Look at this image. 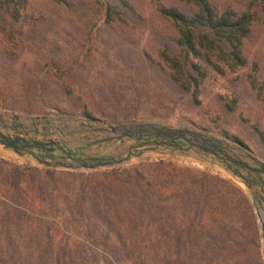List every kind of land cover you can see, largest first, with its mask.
Returning a JSON list of instances; mask_svg holds the SVG:
<instances>
[{
  "label": "rangeland",
  "instance_id": "1",
  "mask_svg": "<svg viewBox=\"0 0 264 264\" xmlns=\"http://www.w3.org/2000/svg\"><path fill=\"white\" fill-rule=\"evenodd\" d=\"M1 1L0 130L106 163L74 167L60 149L41 163L39 147L17 153L0 143V258H121L125 251L106 246L133 238L107 228L119 216V230L147 228L138 238L168 264H264V173L253 160L264 163V0H211L255 18L242 45L247 65L209 69L197 100L161 56L178 51V31L159 8L190 14L188 0H125L108 21L106 0H15V20ZM121 124L198 137L140 146L134 135L98 130ZM181 143L187 149L173 146ZM136 179L147 182L150 211L132 222L124 208L133 206ZM77 196L89 208L97 200L94 223L80 216Z\"/></svg>",
  "mask_w": 264,
  "mask_h": 264
},
{
  "label": "trees",
  "instance_id": "2",
  "mask_svg": "<svg viewBox=\"0 0 264 264\" xmlns=\"http://www.w3.org/2000/svg\"><path fill=\"white\" fill-rule=\"evenodd\" d=\"M24 2V0H22ZM63 2V0H57ZM192 3L194 10L188 14L173 6H161L159 12L166 18H169L178 31V37L176 38V44L178 51L175 53H168L166 50L161 51V56L167 62L171 72L169 77L174 81L180 89L184 92L191 94V96L197 100L199 94V84L201 80L206 76L209 69L215 72H222L223 67L234 69L237 67H243L247 65L246 58L243 54L242 45L243 40L249 34L251 30V24L255 18L253 12L249 10L237 11L229 7L219 9L211 0H188ZM5 8L4 10L10 13L13 20L19 16L20 1L15 0H2ZM105 7V21L110 20L111 14L117 12V6L126 5L125 0H106ZM138 145L144 146L148 143V138L152 139L153 144L157 142L159 138L163 136H154L150 134H144L143 136L136 135L133 137ZM150 141V140H149ZM164 142V141H162ZM177 149H187L188 144H173ZM86 147V146H85ZM43 153L38 156V161L44 163L45 157H54L52 151L48 147H39ZM84 148V147H82ZM78 155V151L63 152L61 156H73L76 163L85 162V159ZM94 160L100 162V164L106 163L104 159L96 157ZM59 165L60 163H53ZM49 166L50 164H46ZM137 176L142 177L141 172H137ZM141 180V179H140ZM138 179H136L132 187L136 190L131 193L134 197V201L127 200L130 206L124 208L125 214L128 215V219L134 221L135 217H140L144 213L150 211V194L149 191L143 188L147 186V182L138 185ZM244 182L251 186L250 179L245 178ZM128 189H123L121 195H126ZM82 195V194H81ZM133 200V199H132ZM76 207L81 209L80 216L87 218L89 221L95 222L94 215L99 214L97 200L91 202V207L84 206V201L77 199L73 202ZM134 203L136 207L134 206ZM78 205V206H77ZM77 208V209H79ZM118 210V209H117ZM135 216V217H134ZM101 220L106 223V217L100 216ZM118 222L106 225L108 229L116 230L118 234L131 235V239H118L109 244L107 248L110 250L125 251L126 256L122 255L121 258H113L111 256L103 257L99 259L96 256H73V255H40L38 257H31L27 259L29 264H168V260L165 256L159 255L152 256L151 244L146 239H139L140 234H146V229H142L136 223L134 226L122 228L119 230L118 224L120 217L117 216ZM125 220V219H124ZM123 220V222H124ZM124 224V223H123ZM108 231V230H107ZM115 232V233H116ZM116 233V234H117ZM181 243H176L175 246L180 248ZM159 252L165 251V247L168 245L164 242L157 244ZM182 245H184L182 243ZM64 249V248H63ZM43 256V257H42ZM10 264H21L17 259L9 258ZM24 263V262H23ZM0 264H8L0 258Z\"/></svg>",
  "mask_w": 264,
  "mask_h": 264
},
{
  "label": "water",
  "instance_id": "3",
  "mask_svg": "<svg viewBox=\"0 0 264 264\" xmlns=\"http://www.w3.org/2000/svg\"><path fill=\"white\" fill-rule=\"evenodd\" d=\"M0 123H4V119L3 117L0 115ZM23 126L21 124H19L16 128H22ZM99 131H104V132H111V133H120V135L122 136H136V134L138 132H141L140 136H143L144 134H150V135H154V136H163L165 138H170L172 137L174 134L175 135H179L181 138H187L186 137V133H189L193 136L198 137V133L195 131H189V130H185V131H173L170 129H166L164 127H156L154 124H143V125H137V127L135 128L134 125L132 124H121V125H111L108 128L105 127H101L98 128ZM0 143L3 144L4 146L11 148L13 151L15 152H20L22 149L24 148H28V147H32V148H37V147H47V145H45L44 143L40 142V141H33L30 142L27 139H25L24 137H8L7 135H5L1 130H0ZM51 147H48V149L50 151H54L55 149H60L63 152H68V151H73L76 152L75 150H71V149H63V147H55L54 145H57V142L51 141L50 142ZM74 156H79V155H74ZM71 159H74L73 156H71ZM101 159H104L103 157H100ZM253 160L255 161V163H257L259 165V167H257V171L264 173V163L259 161L256 158H253ZM105 164V163H104ZM81 166V167H88V168H94V167H98L100 166V162L99 161H92L91 163L89 162H81L76 164L73 163L74 167L77 166ZM247 168H251L248 165H246Z\"/></svg>",
  "mask_w": 264,
  "mask_h": 264
}]
</instances>
